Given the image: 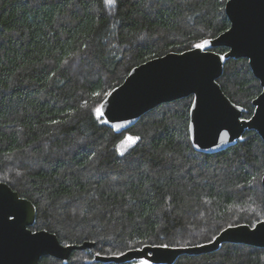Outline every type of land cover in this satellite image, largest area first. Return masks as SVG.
I'll list each match as a JSON object with an SVG mask.
<instances>
[{
    "label": "trees",
    "instance_id": "16d2710c",
    "mask_svg": "<svg viewBox=\"0 0 264 264\" xmlns=\"http://www.w3.org/2000/svg\"><path fill=\"white\" fill-rule=\"evenodd\" d=\"M221 7L116 0L109 12L104 0H0V182L33 202V231L55 233L64 245L95 244L40 264H133L95 257L153 243L203 244L230 224L264 220L257 131L204 153L187 130L191 96L158 105L120 133L80 109L82 99L94 103L93 90L117 87L134 67L220 35L230 22ZM247 61L226 59L218 82L254 112L262 86ZM127 135L140 139L120 155ZM173 264H264V248L224 243Z\"/></svg>",
    "mask_w": 264,
    "mask_h": 264
},
{
    "label": "water",
    "instance_id": "95a60500",
    "mask_svg": "<svg viewBox=\"0 0 264 264\" xmlns=\"http://www.w3.org/2000/svg\"><path fill=\"white\" fill-rule=\"evenodd\" d=\"M228 11L239 18L242 29L237 39V49H234L236 54L230 53L225 60L247 58L242 54H253L254 71L257 75H264V0H231L228 8L225 5V12L230 21ZM216 37L218 39L213 40L206 53L194 48L183 52H170L134 67L125 80L115 87L117 92L113 94L114 98H110L111 103L106 110L110 119L109 126L116 123L123 124L124 127L119 131L114 130L120 133L132 127L143 114L158 105L191 96L188 85L195 78L203 95V106L195 119L190 111L189 123L198 122L199 127L196 132L189 134L197 151L215 153L224 150L235 144L239 136L244 135L246 129L257 131L264 143V132L260 130L264 124L261 120H256L255 126L251 128L247 124H239L232 120L236 104L225 94L218 82L224 70L225 60L221 61L214 55L218 52L213 50L216 47H226L229 50L230 44L223 43L224 37L221 35ZM254 76L262 86L261 93H264V82L255 74ZM261 93L257 96L260 98L259 101L254 99L253 105L254 112L264 116L262 112L264 96H261ZM224 125L233 130L228 138L221 141L216 136V131L218 128L221 131L226 130L222 127ZM262 184L264 186V179ZM14 197L17 203L24 205L25 210L31 209V224L25 225L26 228L35 223L37 216L36 207L31 200L20 196L7 183L0 182V210H3L0 211V264H32L36 256L40 264V259L46 255L67 260L74 250L94 249L95 244L87 241L81 245L69 244L70 247H64L57 235L47 230L32 231L41 232L47 237L48 243L40 247L26 244L21 238L19 223L12 226L4 216V212L12 210ZM224 243L264 248V226L257 225L253 228L248 224H238L227 227L212 241L198 244L200 245L198 247L176 248L171 252L173 263L182 255H199L218 250ZM148 246L140 247L143 248V252L128 250L124 252L125 256L96 255L95 259L102 262L125 263L132 262L145 253L150 252L155 255L161 251Z\"/></svg>",
    "mask_w": 264,
    "mask_h": 264
},
{
    "label": "snow or ice",
    "instance_id": "6c2138e0",
    "mask_svg": "<svg viewBox=\"0 0 264 264\" xmlns=\"http://www.w3.org/2000/svg\"><path fill=\"white\" fill-rule=\"evenodd\" d=\"M231 0H220V3L225 4L226 7H229ZM104 3L110 7H113L116 5V0H104ZM219 12L221 15L224 14L225 8L221 7L219 9ZM228 16L231 17V20L227 27L224 28V31L221 32V36L224 37L223 43L230 44L228 52L223 53H215L214 55L218 56L221 61L225 60L226 57L229 56V54H236V51L234 49H237V39L239 37V34L242 29V23L239 20L238 17L234 16V13H230L228 11ZM218 39L217 37L213 36L212 39L204 38L201 39L198 43H195L192 45V47L196 50H198L201 53H206L209 50V46L212 45L213 40ZM243 56L248 58V64L250 65L252 71L254 74L260 78L262 82H264V75H257V73L254 71L253 68V62H254V55L253 54H242ZM55 75V73H53ZM189 88V94L191 95V100L189 102L188 108L191 111V114L193 115L194 119L196 118L197 113L201 111V108L203 106V95L200 91L199 86L196 83L195 78L192 80V82L188 85ZM257 91H259V88H257ZM117 92V89L115 87L109 86L107 89L101 88L100 90H93L90 93V98L94 101V103H90L87 99H82L80 103V109L85 110V113L94 118L95 122L99 124H109L110 119L108 117L107 109L108 106L111 103L110 98H114L113 94ZM261 96H264V93H261ZM253 99L259 101V97H253ZM254 107V105H253ZM235 111L232 113V120L235 122H238L239 124H247L249 128L255 126L256 120H261L262 124H264V116L257 114L256 112H251L248 107H241L239 104H236L234 106ZM80 109H73V111H80ZM262 112H264V108H262ZM244 114V115H242ZM53 124H60L64 123V121L60 120H53L51 121ZM111 127L119 131L121 128L124 127L123 124H112ZM199 127L198 122L197 123H189L187 130L189 133H194L197 131ZM226 130L221 131L219 128L216 131V136L221 140L224 141L226 138L229 137V133L233 130L231 127L224 125L222 126ZM261 132H264V127H261ZM140 139L139 136H132L127 135L124 136L122 140H120L119 144L117 145V151L120 155H124L125 150L132 147L137 143V141ZM240 140H245L246 137L239 136ZM255 179V177H253ZM264 179V177H262ZM251 183V182H249ZM21 199H23L21 197ZM13 208L11 211L4 212V216L7 222H9L12 226H16L19 223L20 226V235L22 240L33 247H40L48 243L47 237L43 236L41 232H33L31 227H25V225L31 224V209L25 210L24 205L17 203L16 198L14 197L13 201ZM3 211V210H0ZM257 225L264 226V221L256 220L254 224L251 225V227L256 228ZM229 227H233V225H229ZM200 245H193L189 242H185L183 244H177V245H170L168 243H159V244H151L148 247L150 248H157L161 251L157 252L155 255L152 253H145L142 257L137 258L133 261V264H173V257L171 255V252L174 251L176 248L179 249H186L189 247H198ZM64 247H70V245L65 244ZM140 251L143 252V248L140 249H130V251ZM99 255V253H97ZM114 256H125L126 253L119 252V253H113ZM38 256L34 257L32 264H38Z\"/></svg>",
    "mask_w": 264,
    "mask_h": 264
},
{
    "label": "rangeland",
    "instance_id": "374dc122",
    "mask_svg": "<svg viewBox=\"0 0 264 264\" xmlns=\"http://www.w3.org/2000/svg\"><path fill=\"white\" fill-rule=\"evenodd\" d=\"M105 6H106V8H107V10H108L109 12H113V11L115 10V7H116V5L113 6V7H110V6L106 5V4H105ZM128 149H129V148H128ZM128 149H126L125 152H126Z\"/></svg>",
    "mask_w": 264,
    "mask_h": 264
}]
</instances>
